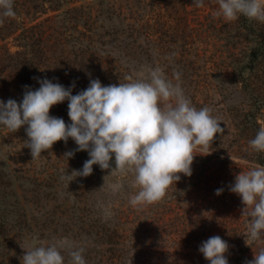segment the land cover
Masks as SVG:
<instances>
[{"label": "trees", "instance_id": "obj_1", "mask_svg": "<svg viewBox=\"0 0 264 264\" xmlns=\"http://www.w3.org/2000/svg\"><path fill=\"white\" fill-rule=\"evenodd\" d=\"M182 10L186 12L183 6ZM150 12L149 0H94L85 6H72L61 13L62 19H67L73 29L72 37L68 36L71 40L63 36L69 50L64 49L62 42L55 44L53 47L58 48V55L50 54L55 50L32 37L31 34L41 32L34 30L36 25L23 28L17 36L23 42L21 47H28V33L31 35L28 39H33V45H36V51L31 48L12 54V59L25 73V91L38 89L37 81L46 78L71 88L72 95H76L85 90L91 80L99 79L104 86L118 85L129 82V78L135 80L138 74H147L152 68L147 65L153 57L154 39L151 34L155 32V40L160 42L166 33L159 14L155 20L158 30L153 29ZM233 23L231 27L235 33L232 37L253 43L247 62L237 72L252 107L248 111L225 109L212 95L206 94L200 100L190 96L193 106L197 109L207 106L215 118L223 121L220 127L224 132L215 135L211 147L221 153L232 143L240 152L238 161L230 164H227L229 160L219 156L212 162L210 158L194 152L193 161H197V165L194 171L192 165L191 169L197 177L196 190H184L194 204L192 215L186 218L182 213L181 180L170 186L174 187L173 192L177 196L166 195L161 202L138 209L129 203L130 196L138 191L132 187L134 177L131 174L119 178L116 177L119 173L113 174L111 169L102 170L99 165H93L91 175L75 177L73 174L69 177L74 170H82L84 162L90 159L87 151H75L78 146L72 138L67 143H54L51 149L33 159L31 150L25 146L29 139L25 125L15 133L3 135V141L12 148L8 152L12 165V174L7 175L10 178L8 186H12L14 181L18 183V180L27 185L25 188L17 185L23 193V204L14 226L35 231L39 240L37 246L63 239L82 247L86 264H178L191 257L199 259V264H210L199 248L213 236H220L228 243L229 250L225 254L228 264L251 261L264 246V238L252 241L248 237L250 218L242 216L244 205L241 198L230 191V186L240 173H246L257 165L264 166V152L254 151L249 144L261 128L257 111L264 109V23L242 15ZM179 32L176 35L185 40L182 36L184 30ZM172 35L168 37L174 43ZM38 47L42 49L41 58H37ZM189 56L188 53H180L179 56L172 53L167 63L161 64L166 67V77L173 83H176L174 71L180 73L179 82L185 95L188 88L202 87V84H211L212 81L206 75L200 79L198 68L193 67ZM60 63L64 64L60 66ZM20 98L22 101L23 97ZM68 103L65 100L54 105L50 115L64 121L67 119L69 123L66 124H70ZM230 136L234 139L227 144ZM69 151H75V154L67 159L65 153ZM110 164L115 167L114 156ZM229 165H234L237 170H230ZM214 170H219V173L215 174ZM116 183L120 186L118 191L113 190ZM217 189H223L220 195H216ZM173 243L184 249L174 251ZM62 255L64 264H70L68 252L65 250Z\"/></svg>", "mask_w": 264, "mask_h": 264}, {"label": "clouds", "instance_id": "obj_2", "mask_svg": "<svg viewBox=\"0 0 264 264\" xmlns=\"http://www.w3.org/2000/svg\"><path fill=\"white\" fill-rule=\"evenodd\" d=\"M196 7H204L205 0H193ZM217 15L232 22L242 15L264 23V0H217ZM4 18H17L14 0H0V25ZM173 80L160 67L129 82L104 86L99 79L76 95L71 88L48 79L40 80V87L27 90L20 103L9 99L0 101V126L15 133L22 126L29 138L25 146L33 159L41 156L54 143L72 138L75 151H87L90 159L76 176L87 177L93 165L111 173L131 174L132 187L138 189L129 198L134 208L161 202L167 190L183 174L191 176L194 152L199 149L210 154L217 133L223 134L220 120L207 106L197 109L180 84V73L174 71ZM27 88V86H25ZM74 87V85H73ZM67 100L70 124L50 115V109ZM256 152H264V127L249 141ZM75 151L65 153V158ZM114 156L115 167L110 161ZM119 185L113 190L118 191ZM223 189H217L220 195ZM230 191L237 194L244 205L242 216L249 217L248 237L252 241L264 238V166H255L235 177ZM68 252L70 264H86L82 247L67 240L42 243L27 250L23 264H64L63 251ZM229 245L220 236L210 237L199 251L210 264H228ZM247 264H264V247Z\"/></svg>", "mask_w": 264, "mask_h": 264}, {"label": "rangeland", "instance_id": "obj_3", "mask_svg": "<svg viewBox=\"0 0 264 264\" xmlns=\"http://www.w3.org/2000/svg\"><path fill=\"white\" fill-rule=\"evenodd\" d=\"M92 1L94 0H14V10L17 18H4V23L0 25V101L7 102L9 99H13L20 103V97H23L25 89H27L25 87L27 81L24 83L26 80L25 73L12 59L14 53L24 49L29 51L31 48L36 51L33 39L31 41L28 39L31 38V35L39 43L44 41V46H49L50 50H55V53H50L52 55H58V48L53 46L61 42L65 44L64 49L66 51L69 50V46L64 42L65 38L63 39V36H67L68 41L71 40L69 37H72L73 29L71 23L68 24L67 19H62L63 15L61 13L72 6H85ZM149 1L151 3L150 19L153 29L158 30L155 20L159 14L163 19V30L166 33L163 41L160 42L155 40L157 34L154 31L151 34L154 39V48L153 57L147 63L148 67H160L164 71L168 56L172 53L176 54V56H179L180 53L183 55L188 53L190 54L189 57H191L190 60L193 67L198 68L197 72L200 75V79L206 75V78L212 81L211 84L209 82L201 83L202 87L199 85L188 88L186 90L187 97L194 96L200 100L208 94L219 101V106L225 109L251 110L250 98L243 89L237 72L247 62L249 49L253 43H248L244 38L240 40L232 37L235 31L231 26L234 23L233 21L227 22L222 16L217 15L219 7L217 0H205V6L199 8L193 4V0ZM182 6L186 12L182 10ZM55 8L59 9L54 10ZM34 25L37 27L34 30H41V32H38L37 35L28 33L26 35L28 47H21L23 42L21 43L20 39H17L19 32L23 28H29ZM180 30H184L186 35L182 34V36H184L185 40L180 39L181 36L176 35L180 33ZM173 33L174 36L172 35ZM169 34L173 36L174 43L171 41L172 38L169 39ZM247 39H250V37L247 36ZM164 41L165 43L163 44ZM160 46L162 49H160ZM50 54L48 55L50 56ZM192 55L195 57H192ZM37 56V58L42 56V49L39 47ZM234 56L235 59L233 58ZM63 64L60 63V66ZM161 64L164 65L161 66ZM41 68L45 67L42 66ZM211 74L213 77H211ZM139 75H136L137 78ZM38 82L36 83L37 88H39ZM191 85L195 86L194 84ZM257 118L261 127H264L263 108L257 111ZM65 123H69L67 119H65ZM7 132L9 133L10 131L0 126V264H23V256L26 251L36 247L39 240L37 233L32 229L23 230L15 227V223H13L22 213L23 204L21 199L23 193L18 189L17 185L21 184L23 188L27 187V185L25 186V182L18 180V183L14 181L11 182L13 183L12 186H8L10 178L8 179L7 175L12 174V165L8 159V152L12 148L9 143L3 141V135ZM233 139L234 136H230L227 139V144ZM22 146H20L21 151ZM16 148L19 149V146H16ZM237 150L238 147L231 143V145L224 147L221 153L213 148L210 149V154L199 149L196 152L210 158L212 162L221 157L224 160H229L227 164H230L238 161L240 152ZM217 156L219 157L217 158ZM196 162L193 161L192 163L193 171L195 165H197ZM233 166L229 165L228 168L236 171V167ZM214 172L217 174L219 170H214ZM179 175L181 176V190L183 191L181 197L184 209L182 213L187 218L193 214L194 204L191 196L186 195L184 190L195 189L197 177L193 172L191 176ZM121 176L123 175H116L119 178ZM173 188L170 187L167 192L169 197L173 194L177 196V193L173 192ZM213 211L211 209V212ZM172 248L176 252H181L184 249L183 246L179 247L176 243H173ZM178 264H199V259L191 257L182 261V263L180 261Z\"/></svg>", "mask_w": 264, "mask_h": 264}]
</instances>
